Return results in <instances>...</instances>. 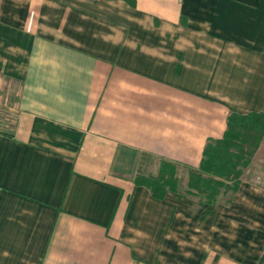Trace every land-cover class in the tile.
Wrapping results in <instances>:
<instances>
[{
	"label": "crops",
	"instance_id": "0c3cea01",
	"mask_svg": "<svg viewBox=\"0 0 264 264\" xmlns=\"http://www.w3.org/2000/svg\"><path fill=\"white\" fill-rule=\"evenodd\" d=\"M250 112L264 0H0V264H264V138L236 192L135 184Z\"/></svg>",
	"mask_w": 264,
	"mask_h": 264
},
{
	"label": "trees",
	"instance_id": "16d2710c",
	"mask_svg": "<svg viewBox=\"0 0 264 264\" xmlns=\"http://www.w3.org/2000/svg\"><path fill=\"white\" fill-rule=\"evenodd\" d=\"M263 138L264 112L232 113L223 136L206 144L199 172L188 174L184 193L179 190L176 165L168 161H161L155 175L138 174L135 184L148 187L152 196L159 200L169 192L197 193L209 200L215 199L222 190L236 192Z\"/></svg>",
	"mask_w": 264,
	"mask_h": 264
},
{
	"label": "rangeland",
	"instance_id": "374dc122",
	"mask_svg": "<svg viewBox=\"0 0 264 264\" xmlns=\"http://www.w3.org/2000/svg\"><path fill=\"white\" fill-rule=\"evenodd\" d=\"M262 156H259L258 160H256V170L260 173V178L264 179V155L261 153ZM260 159V160H259ZM185 176H186V172L185 171H181L180 172V177L181 179H179V186L180 188H184V180H185Z\"/></svg>",
	"mask_w": 264,
	"mask_h": 264
}]
</instances>
